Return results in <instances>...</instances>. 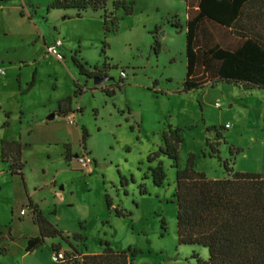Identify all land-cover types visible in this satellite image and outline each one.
Instances as JSON below:
<instances>
[{
	"label": "rangeland",
	"instance_id": "374dc122",
	"mask_svg": "<svg viewBox=\"0 0 264 264\" xmlns=\"http://www.w3.org/2000/svg\"><path fill=\"white\" fill-rule=\"evenodd\" d=\"M116 1L125 2L129 15L122 8L114 10ZM53 2L0 3V60H5L0 62V230L8 231L10 226L16 238L0 264H37L36 260L55 264L50 239L37 254L24 255L25 237L39 234L25 204L26 183L41 214L83 253H101L108 243L114 251H130V256L135 252L131 264H198L194 254L207 261L208 249L178 243L176 205L169 203L177 175L173 161L161 156L148 163V157L164 145L165 134L180 130V169L194 155L197 171L211 179L224 178L222 163L209 157L206 145L219 133L223 136L220 156L230 160L231 168L260 173L264 168V91L218 84L177 94L186 75L185 0H106L108 19L104 11L90 10L83 18L73 19L66 16L69 11L48 13ZM114 17L119 22L111 30ZM48 34L69 46L60 50L64 60L47 56L44 48L41 53L43 36ZM73 60L88 70L114 66L108 74L113 79L103 85L82 80ZM122 71L127 75L125 86L107 96L102 91L119 84ZM35 72V85L25 93ZM75 80L87 90L76 100V114L49 120L54 103L74 95ZM83 128L89 134L84 145L79 136ZM57 132H71L77 153L68 155L75 164L71 170L62 145H56ZM20 135L28 144L23 147L24 181L11 175L1 160V141L17 140ZM159 161L166 181L156 188L149 168ZM121 177L128 186L120 185ZM140 185L145 194L140 193ZM22 207L25 216L20 214ZM116 208L124 215L117 217ZM75 234L83 239L74 241ZM55 242L69 249L60 237Z\"/></svg>",
	"mask_w": 264,
	"mask_h": 264
},
{
	"label": "trees",
	"instance_id": "16d2710c",
	"mask_svg": "<svg viewBox=\"0 0 264 264\" xmlns=\"http://www.w3.org/2000/svg\"><path fill=\"white\" fill-rule=\"evenodd\" d=\"M4 1L0 0V3ZM185 3L188 16L185 23L186 75L177 94L202 91L218 84L264 91V0H185ZM113 7L115 11L122 8L129 15L125 2L116 1ZM90 10L104 11L106 19L109 18L106 0H55L48 7V13L74 12L73 18H83ZM118 22V18L112 19L111 30L115 29ZM105 27L109 32L107 21ZM156 30L157 28L154 35ZM155 46L161 47L156 37ZM62 56L64 60L65 57L63 54ZM22 63L27 66L26 62ZM73 64L82 80L85 78L93 82L96 78L108 77L109 72L115 69L114 66L106 68L103 65L99 69L88 70L75 60ZM35 76L36 72L28 89L35 85ZM126 78L127 75L121 77L119 84L102 92L109 97L114 96L115 88L121 90ZM157 85L156 81L154 87ZM74 87L72 97L59 101L57 115L68 116L72 111L73 99L87 91L80 87L78 80L74 81ZM180 132L177 130L165 134L164 145L148 157V163L159 160L161 156L166 157L173 161V167L177 169L175 190L169 203L176 205L179 245L208 249L207 261H203L197 254L193 255L198 264H264V178L260 173L235 171L231 168L230 160H223L220 156L218 147L223 136L219 133L214 142L207 139L206 145L210 150L209 157L217 158L222 163L226 177L211 179L205 173L197 171L194 155L189 157L185 168L180 169L179 151L183 142ZM88 136L87 130L83 128V145ZM231 154L233 155L232 152ZM22 156L23 145L20 141H1L2 162L8 164L11 175L19 176L24 181L25 164ZM163 165L159 161L156 167L149 168L156 188L163 187L166 181ZM131 182L134 183L133 178ZM120 185L128 186V180L121 177ZM139 189L141 194L146 193L142 185ZM106 204L108 208L112 207L108 196ZM28 208L32 210L33 223L39 230L37 236L26 237L25 250L28 253L40 249L47 239L60 237L69 249L64 250L60 243L52 244L53 254L64 255V259L58 264H131L136 255L132 252L130 256V251H114L108 243L101 253H83L31 201ZM115 211L117 217L124 215L118 208ZM161 225L166 231L164 219ZM7 229L8 231L0 230V257L8 254V244L16 240L11 227ZM72 238L74 241L83 239L79 234Z\"/></svg>",
	"mask_w": 264,
	"mask_h": 264
},
{
	"label": "crops",
	"instance_id": "0c3cea01",
	"mask_svg": "<svg viewBox=\"0 0 264 264\" xmlns=\"http://www.w3.org/2000/svg\"><path fill=\"white\" fill-rule=\"evenodd\" d=\"M53 12H64V11H53ZM52 12V13H53ZM74 12H70L68 15H66V16H70V19H73V17H74ZM65 18H67V17H65ZM58 38H54V37H52V36H50L49 34L48 35H44L43 36V42H42V47H41V53H42V51L46 48V47H48V46H50V45H52L56 40H57ZM65 43L66 42H64V45H65ZM69 46L68 45H65V46H63L62 47V49H64V50H68L67 48H68ZM44 48V49H43ZM79 49V48H78ZM71 50V49H70ZM0 62H5V60H0ZM75 67V66H74ZM76 68V67H75ZM31 84V83H30ZM29 83H28V86H27V88L29 87V85H30ZM34 87V86H33ZM32 87V88H33ZM31 88V89H32ZM31 89H27V91L25 92V93H27V92H29ZM24 93V94H25ZM63 99H65V97L64 98H62V99H59L58 101H56L55 103H54V109H50V111L49 112H51V111H53V114H55V117L54 118H56V116H58V117H60V118H67V117H72L73 115H75L76 113H74L73 111H75L74 109H75V107L78 105V103H77V98H75V100H74V102H73V105H72V111H71V113L68 115V116H64V115H57L56 113H57V110H58V103H59V101H61V100H63ZM76 105V106H75ZM21 114H22V116L24 115V113L23 112H21ZM12 115V113L10 112L9 113V116H11ZM51 115H49V117H50ZM48 117V118H49ZM10 119V118H9ZM49 120H51V119H49ZM82 135H83V133H82V130L80 131L79 130V136H80V140H82ZM56 136H57V138H56V140H55V142H57V146H60V144L62 145V147H63V149H64V152H65V160H66V164H67V168H69L70 170L71 169H73V165H75V164H73L74 162H73V160H69V162H68V159H67V157H68V155L69 156H72L73 154H77L76 153V151L74 150V147H73V144H72V142H71V139H72V135H71V132L69 133V134H60V132H57L56 133ZM53 139V138H52ZM3 140H8V139H3ZM9 141H20L21 143H22V145H23V147H24V145L25 146H27L28 144L27 143H24L23 142V137H22V135H20L19 136V138H17V140L15 139H9ZM82 143V141L80 142V144ZM76 148V147H75ZM22 158H23V162H24V149H23V156H22ZM2 160V159H1ZM75 168L77 169V167L75 166ZM67 170V169H66ZM77 170H79V169H77ZM258 172H260V174L262 175V177L264 178V168L263 169H260ZM24 176H25V172H24ZM25 178V177H24ZM55 182V181H54ZM28 192H29V190H28V187H27V183H26V195H27V202L25 203V204H28L30 201H31V203L32 204H34L35 206H37V208H39V205L33 200V197L31 196V194L29 195L28 194ZM59 197H61V195H59ZM61 200H63L62 198H61ZM23 209V207L21 208V210ZM29 209V208H28ZM30 210V209H29ZM31 212H32V210H30ZM32 214H33V212H32ZM31 214V216H29V218L32 220L33 219V215ZM25 215H27V212L25 213ZM24 215V216H25ZM26 237H28L29 238V236H26ZM26 237H25V249H26ZM51 242V246H52V244H56V243H58V242H55L56 241V239H50V240H48L47 242ZM43 247V246H42ZM41 247V248H42ZM41 248L40 249H38V250H36L35 252H33L34 254L36 253H38L39 252V250H41ZM33 253H28V252H26V250H25V256H26V254H33ZM48 259V258H47ZM36 262H37V264H42V261L41 260H36ZM56 264V263H55Z\"/></svg>",
	"mask_w": 264,
	"mask_h": 264
},
{
	"label": "built area",
	"instance_id": "2783aa9c",
	"mask_svg": "<svg viewBox=\"0 0 264 264\" xmlns=\"http://www.w3.org/2000/svg\"><path fill=\"white\" fill-rule=\"evenodd\" d=\"M64 46V41L57 39L52 45L46 47L45 49V54L49 57H53V58H57V59H63L62 53H61V49ZM126 74L122 72V77H125ZM71 124H73V120L70 121ZM226 128H230L229 125H226ZM84 167L85 169L88 167L86 163H84ZM26 211L25 210H21L20 214L21 215H25ZM64 259V255L63 253H58V254H54L52 256V261L56 264H58V262L60 260Z\"/></svg>",
	"mask_w": 264,
	"mask_h": 264
},
{
	"label": "water",
	"instance_id": "95a60500",
	"mask_svg": "<svg viewBox=\"0 0 264 264\" xmlns=\"http://www.w3.org/2000/svg\"><path fill=\"white\" fill-rule=\"evenodd\" d=\"M113 78H111V77H106V78H96L95 80H94V84H96V85H103L104 83H106V82H109L110 80H112ZM55 117V114H52L50 117H49V119H53Z\"/></svg>",
	"mask_w": 264,
	"mask_h": 264
}]
</instances>
